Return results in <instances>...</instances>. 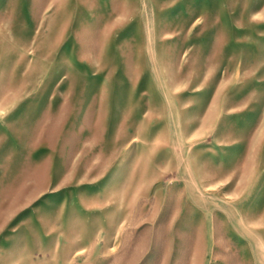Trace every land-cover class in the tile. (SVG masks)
I'll return each mask as SVG.
<instances>
[{"label":"rangeland","instance_id":"obj_1","mask_svg":"<svg viewBox=\"0 0 264 264\" xmlns=\"http://www.w3.org/2000/svg\"><path fill=\"white\" fill-rule=\"evenodd\" d=\"M0 264H264V0H0Z\"/></svg>","mask_w":264,"mask_h":264}]
</instances>
